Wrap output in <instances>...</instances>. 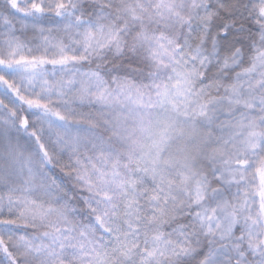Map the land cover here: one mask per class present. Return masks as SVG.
<instances>
[{
  "label": "snow or ice",
  "instance_id": "snow-or-ice-1",
  "mask_svg": "<svg viewBox=\"0 0 264 264\" xmlns=\"http://www.w3.org/2000/svg\"><path fill=\"white\" fill-rule=\"evenodd\" d=\"M0 264H264V0H0Z\"/></svg>",
  "mask_w": 264,
  "mask_h": 264
}]
</instances>
